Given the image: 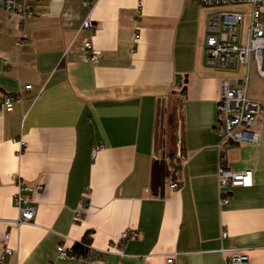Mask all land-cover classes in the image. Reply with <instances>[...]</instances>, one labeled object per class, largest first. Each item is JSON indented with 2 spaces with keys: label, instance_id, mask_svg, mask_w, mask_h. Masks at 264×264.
<instances>
[{
  "label": "crops",
  "instance_id": "obj_1",
  "mask_svg": "<svg viewBox=\"0 0 264 264\" xmlns=\"http://www.w3.org/2000/svg\"><path fill=\"white\" fill-rule=\"evenodd\" d=\"M29 1L26 18L0 10V91L22 97L13 111L0 109V257L14 249L0 264H166L169 256L225 264L232 250L264 264V126L259 145L219 147L217 101L229 70L204 66L209 8L200 0H97L87 29L81 0ZM85 39L100 53L96 62ZM248 93L264 100L256 71ZM96 144L103 148L93 156ZM221 153L233 170L254 172L251 186L229 187L227 203ZM176 154L181 168L171 175ZM15 175L43 185L31 193L34 220L21 225ZM127 229L140 236L121 255L112 245ZM85 238L94 254L59 257L61 242Z\"/></svg>",
  "mask_w": 264,
  "mask_h": 264
},
{
  "label": "built area",
  "instance_id": "obj_2",
  "mask_svg": "<svg viewBox=\"0 0 264 264\" xmlns=\"http://www.w3.org/2000/svg\"><path fill=\"white\" fill-rule=\"evenodd\" d=\"M201 3L212 8L207 16V25L204 39V66L212 69H223L232 72L242 71L241 74L225 76L221 80V90L217 101L218 120L217 130L221 137L220 149H226L236 143L261 144L262 128L264 126V100L253 98L249 95L248 89L253 71L264 79V0H200ZM88 15L83 26L93 29L95 26L92 18V11L97 0H81ZM234 5H248L249 13L228 9ZM0 10L9 11L28 17L33 12L29 0H0ZM140 34H136L139 38ZM21 40H19L20 43ZM87 57L96 62L99 59V51L89 39L83 41ZM32 84H25V89H32ZM22 97L18 93H5L0 91V109L13 111L17 102ZM21 146L25 141L17 140ZM103 146L96 144L93 147V156H96ZM218 170L220 192L222 202L230 201L228 193L230 186L243 185L251 186L254 181L252 169L235 171L224 161L221 153ZM18 183V191L15 195V204L19 210V217L16 220L18 225L29 223L34 220L37 203L31 193L37 194L43 189L40 183L25 184L18 175L14 176ZM171 186L175 189L181 187V183L174 181ZM86 198L83 197L82 206H86ZM83 210L76 212V219L81 218ZM228 235L227 231L223 236ZM140 236V231L127 229L123 231L121 239L115 242L112 247L115 250H122L130 238ZM9 237V235L7 236ZM14 249L6 247L1 254L0 261H6L13 255ZM60 258L80 260L72 247L66 246L65 242L58 245ZM225 264H251L250 256L245 251L232 250L226 257ZM89 264H95L90 261ZM118 264H123L119 262ZM166 264H176L175 257L169 256Z\"/></svg>",
  "mask_w": 264,
  "mask_h": 264
},
{
  "label": "trees",
  "instance_id": "obj_3",
  "mask_svg": "<svg viewBox=\"0 0 264 264\" xmlns=\"http://www.w3.org/2000/svg\"><path fill=\"white\" fill-rule=\"evenodd\" d=\"M180 168H181V163L180 164H178V166L176 167V171H171L170 173H171V175L172 174H175L177 171H179L180 170ZM178 176V175H177ZM171 179H173L174 181H177V182H179V183H182L181 182V180L179 179V180H176V177L175 176H173ZM91 245H92V243H91V241L90 240H88L87 238H85V239H83L81 242H76L73 246H72V249H73V251L75 252V254H77V256H78V258H80V257H84V258H86V257H89V256H91L92 254H94V251H93V249L91 248Z\"/></svg>",
  "mask_w": 264,
  "mask_h": 264
},
{
  "label": "rangeland",
  "instance_id": "obj_4",
  "mask_svg": "<svg viewBox=\"0 0 264 264\" xmlns=\"http://www.w3.org/2000/svg\"><path fill=\"white\" fill-rule=\"evenodd\" d=\"M228 9H230V10H234V11H240V12H244V13H249L250 12V7L248 6V5H234V6H231V7H229ZM209 12L211 13L213 10H212V8H209ZM242 73V71L240 70V71H237V72H232V71H229V76H233V75H236V74H241ZM168 119V122H169V117L167 118ZM166 119V120H167ZM169 124V123H168ZM162 127V126H161ZM170 128H171V126L169 125L168 126V129H169V133L171 132V130H170ZM162 130H163V132H164V127H162L161 128V134H163V132H162ZM170 135H172V133H170ZM162 137H163V135H161ZM173 155H175V154H173ZM172 155V156H173ZM171 156V157H172ZM170 157V161H169V165H170V170L172 171H176L175 169H176V167L178 166V164H180L181 163V161H180V159H181V157H178V155L176 154V156L175 157H172L171 158Z\"/></svg>",
  "mask_w": 264,
  "mask_h": 264
},
{
  "label": "water",
  "instance_id": "obj_5",
  "mask_svg": "<svg viewBox=\"0 0 264 264\" xmlns=\"http://www.w3.org/2000/svg\"><path fill=\"white\" fill-rule=\"evenodd\" d=\"M178 77H181L180 75Z\"/></svg>",
  "mask_w": 264,
  "mask_h": 264
}]
</instances>
